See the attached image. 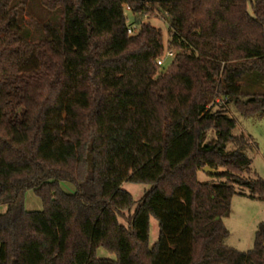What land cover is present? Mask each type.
I'll return each mask as SVG.
<instances>
[{"label":"trees","instance_id":"16d2710c","mask_svg":"<svg viewBox=\"0 0 264 264\" xmlns=\"http://www.w3.org/2000/svg\"><path fill=\"white\" fill-rule=\"evenodd\" d=\"M229 108L264 118V0H0V264H264V223L252 250L225 244L233 197L264 199Z\"/></svg>","mask_w":264,"mask_h":264},{"label":"rangeland","instance_id":"374dc122","mask_svg":"<svg viewBox=\"0 0 264 264\" xmlns=\"http://www.w3.org/2000/svg\"><path fill=\"white\" fill-rule=\"evenodd\" d=\"M150 1V0H147ZM249 11L252 14V9L249 7ZM128 24L133 23L132 13L126 11ZM32 20L28 18V26L31 28L32 38L38 39L39 32L36 26L33 25ZM53 24L55 21L51 20ZM144 22L150 23L153 27L160 29L163 32V40L165 45V53L163 56L164 67L168 66L172 62V58L168 57V42H169V27L166 20L160 16L145 17ZM230 114L236 119L237 127L234 131L235 135L244 134L251 139V146L247 150V154L252 161V177L255 176L264 181V118L262 119H246L238 115L233 108H229ZM180 139L177 146L170 150L169 160L174 163L180 156L189 149V133ZM154 161V160H152ZM148 163L143 168L132 174V180L138 178L145 179L153 177L158 169L157 161ZM151 166V167H150ZM199 181L206 183L212 181V177L200 171L198 174ZM61 187L67 193H74L75 188L70 183H62ZM123 189L132 193L135 201H139L147 190L150 189L149 185L144 183L126 182L122 186ZM25 205L29 211H39L42 209V202L35 196L32 191H28L25 196ZM7 207L1 206L0 213L6 212ZM225 226L229 231V237L225 244L229 248L236 249L241 252H247L252 250L255 246L256 232L259 229V225L264 223V199L263 200H252L243 196H234L231 204V214L224 221ZM151 234H150V245L153 246L158 240L159 225L155 219H151ZM97 258L116 259V255L103 249L99 248L96 253Z\"/></svg>","mask_w":264,"mask_h":264},{"label":"built area","instance_id":"2783aa9c","mask_svg":"<svg viewBox=\"0 0 264 264\" xmlns=\"http://www.w3.org/2000/svg\"><path fill=\"white\" fill-rule=\"evenodd\" d=\"M126 9H127V11H131V8L129 6ZM137 29H138V26L137 25L130 26L129 29H128V31H129L128 34L129 35L135 34L137 32ZM167 55L170 58H173L175 56L174 52H171V51H169L167 53ZM163 64H164L163 58H160L158 60V65L162 66Z\"/></svg>","mask_w":264,"mask_h":264},{"label":"water","instance_id":"95a60500","mask_svg":"<svg viewBox=\"0 0 264 264\" xmlns=\"http://www.w3.org/2000/svg\"><path fill=\"white\" fill-rule=\"evenodd\" d=\"M202 171H203L205 174H208V175H218V171L213 170V169H211V168H209V167H205V168H203Z\"/></svg>","mask_w":264,"mask_h":264}]
</instances>
